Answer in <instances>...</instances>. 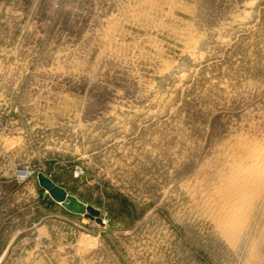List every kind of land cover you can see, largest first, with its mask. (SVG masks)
Returning <instances> with one entry per match:
<instances>
[{"label":"rangeland","instance_id":"1","mask_svg":"<svg viewBox=\"0 0 264 264\" xmlns=\"http://www.w3.org/2000/svg\"><path fill=\"white\" fill-rule=\"evenodd\" d=\"M0 264H264V0H0Z\"/></svg>","mask_w":264,"mask_h":264},{"label":"water","instance_id":"2","mask_svg":"<svg viewBox=\"0 0 264 264\" xmlns=\"http://www.w3.org/2000/svg\"><path fill=\"white\" fill-rule=\"evenodd\" d=\"M40 188L49 195L51 200L73 215H85L89 207L81 202L76 196L70 194L66 189L58 186L51 178L44 173L37 174Z\"/></svg>","mask_w":264,"mask_h":264},{"label":"trees","instance_id":"3","mask_svg":"<svg viewBox=\"0 0 264 264\" xmlns=\"http://www.w3.org/2000/svg\"><path fill=\"white\" fill-rule=\"evenodd\" d=\"M45 199H46L47 202H49L51 204L55 203V202L51 201L49 199V197H46ZM124 204H125V211L126 212L130 213V211H132V209H134V206L132 204L127 203L126 201L124 202Z\"/></svg>","mask_w":264,"mask_h":264},{"label":"crops","instance_id":"4","mask_svg":"<svg viewBox=\"0 0 264 264\" xmlns=\"http://www.w3.org/2000/svg\"><path fill=\"white\" fill-rule=\"evenodd\" d=\"M64 213L68 214V215H71V213L67 212L65 209L63 211ZM73 215V214H72Z\"/></svg>","mask_w":264,"mask_h":264},{"label":"bare ground","instance_id":"5","mask_svg":"<svg viewBox=\"0 0 264 264\" xmlns=\"http://www.w3.org/2000/svg\"><path fill=\"white\" fill-rule=\"evenodd\" d=\"M256 169V168H255Z\"/></svg>","mask_w":264,"mask_h":264}]
</instances>
